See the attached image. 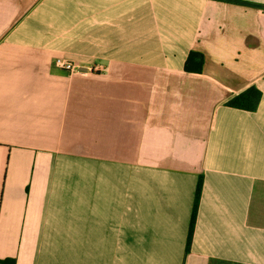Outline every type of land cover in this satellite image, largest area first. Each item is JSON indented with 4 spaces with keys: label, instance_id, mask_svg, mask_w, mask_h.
<instances>
[{
    "label": "crops",
    "instance_id": "1",
    "mask_svg": "<svg viewBox=\"0 0 264 264\" xmlns=\"http://www.w3.org/2000/svg\"><path fill=\"white\" fill-rule=\"evenodd\" d=\"M240 1L0 0V264H264V0Z\"/></svg>",
    "mask_w": 264,
    "mask_h": 264
},
{
    "label": "trees",
    "instance_id": "2",
    "mask_svg": "<svg viewBox=\"0 0 264 264\" xmlns=\"http://www.w3.org/2000/svg\"><path fill=\"white\" fill-rule=\"evenodd\" d=\"M236 2L242 3V4H246V2L240 1V0H234ZM203 56L199 53H192L187 60L186 63V70L188 71H201L202 70V66H203ZM260 97H261V92L255 88V87H250L249 89H247L245 92L241 93L240 95H238L237 97H235L230 103V106L236 107V108H240V109H244V110H249V111H254L257 109L259 101H260ZM199 199V194L197 195V202ZM197 206V204H196ZM194 218H195V213L193 215L192 218V225L194 222ZM6 264H15V262L13 260H4L3 261Z\"/></svg>",
    "mask_w": 264,
    "mask_h": 264
},
{
    "label": "built area",
    "instance_id": "3",
    "mask_svg": "<svg viewBox=\"0 0 264 264\" xmlns=\"http://www.w3.org/2000/svg\"><path fill=\"white\" fill-rule=\"evenodd\" d=\"M54 63L60 69L68 72H74L79 69V66L76 65L75 63L61 58H57Z\"/></svg>",
    "mask_w": 264,
    "mask_h": 264
},
{
    "label": "water",
    "instance_id": "4",
    "mask_svg": "<svg viewBox=\"0 0 264 264\" xmlns=\"http://www.w3.org/2000/svg\"><path fill=\"white\" fill-rule=\"evenodd\" d=\"M83 69H86V68H83Z\"/></svg>",
    "mask_w": 264,
    "mask_h": 264
}]
</instances>
